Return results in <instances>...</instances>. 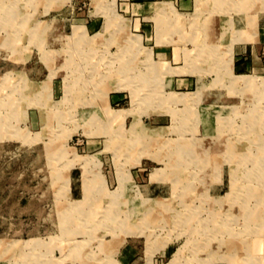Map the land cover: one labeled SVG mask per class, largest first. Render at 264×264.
<instances>
[{"label": "rangeland", "instance_id": "rangeland-1", "mask_svg": "<svg viewBox=\"0 0 264 264\" xmlns=\"http://www.w3.org/2000/svg\"><path fill=\"white\" fill-rule=\"evenodd\" d=\"M154 1L0 0V264H264V0Z\"/></svg>", "mask_w": 264, "mask_h": 264}, {"label": "crops", "instance_id": "crops-1", "mask_svg": "<svg viewBox=\"0 0 264 264\" xmlns=\"http://www.w3.org/2000/svg\"><path fill=\"white\" fill-rule=\"evenodd\" d=\"M120 8H127L130 11V17L133 24L137 25L138 29H146L148 25L144 22L145 19L155 9L154 0H117ZM168 2L187 4L188 0H169ZM133 17V18H132ZM244 23L241 28L245 29L247 25ZM94 24L90 25V29L94 28ZM258 30L253 32V39L247 41H237L232 46L231 67L232 72L245 74L246 71H255L262 73L264 71V19L258 22ZM246 30V29H245ZM139 35V34H138ZM142 36V35H141ZM232 37L228 40L230 43ZM238 75V74H237Z\"/></svg>", "mask_w": 264, "mask_h": 264}, {"label": "bare ground", "instance_id": "bare-ground-1", "mask_svg": "<svg viewBox=\"0 0 264 264\" xmlns=\"http://www.w3.org/2000/svg\"><path fill=\"white\" fill-rule=\"evenodd\" d=\"M247 5V4H246ZM249 8H247V10H248ZM246 82H248V81H246ZM235 243V242H234ZM230 244H232V243H230Z\"/></svg>", "mask_w": 264, "mask_h": 264}]
</instances>
